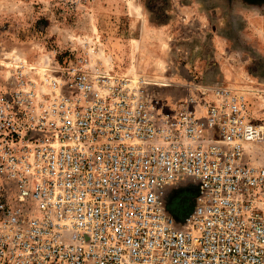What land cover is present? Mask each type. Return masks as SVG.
I'll return each mask as SVG.
<instances>
[{
	"label": "built area",
	"instance_id": "built-area-1",
	"mask_svg": "<svg viewBox=\"0 0 264 264\" xmlns=\"http://www.w3.org/2000/svg\"><path fill=\"white\" fill-rule=\"evenodd\" d=\"M52 1L75 16L88 0ZM69 52L0 63V264H264L246 95L203 85L169 110L167 83ZM186 177L199 193L178 226L163 196Z\"/></svg>",
	"mask_w": 264,
	"mask_h": 264
},
{
	"label": "rangeland",
	"instance_id": "rangeland-1",
	"mask_svg": "<svg viewBox=\"0 0 264 264\" xmlns=\"http://www.w3.org/2000/svg\"><path fill=\"white\" fill-rule=\"evenodd\" d=\"M169 2L88 0L68 16L52 0H0V63L11 56L61 60L69 50L88 52L113 73L167 83L155 90L169 110L203 85L243 92L261 130L247 156L264 163V0H187L177 9L176 1ZM1 64L0 83L6 72ZM198 193L190 177L166 190L164 206L176 225Z\"/></svg>",
	"mask_w": 264,
	"mask_h": 264
},
{
	"label": "crops",
	"instance_id": "crops-1",
	"mask_svg": "<svg viewBox=\"0 0 264 264\" xmlns=\"http://www.w3.org/2000/svg\"><path fill=\"white\" fill-rule=\"evenodd\" d=\"M172 1H176L177 2V4L179 5V6H173V3H172V6L174 7V8H178V7H186L187 5H188V3L189 2H187V0H171V2ZM194 1V0H193ZM195 1H198V0H195ZM171 2H169L170 4H171ZM190 3H193L192 1L190 2ZM196 3V6H194V7H196V9H199V5L197 4L198 2H195ZM170 4L168 5V4H166V6L164 7V10H165V12H169V13H172L173 12V10L172 9H174V8H169V6H170ZM168 5V6H167ZM168 7V8H167ZM196 11H198V10H196ZM175 13H176V11H175ZM171 16V15H170ZM170 21V20H169Z\"/></svg>",
	"mask_w": 264,
	"mask_h": 264
},
{
	"label": "bare ground",
	"instance_id": "bare-ground-1",
	"mask_svg": "<svg viewBox=\"0 0 264 264\" xmlns=\"http://www.w3.org/2000/svg\"><path fill=\"white\" fill-rule=\"evenodd\" d=\"M165 84V83H164ZM163 85V84H162Z\"/></svg>",
	"mask_w": 264,
	"mask_h": 264
}]
</instances>
